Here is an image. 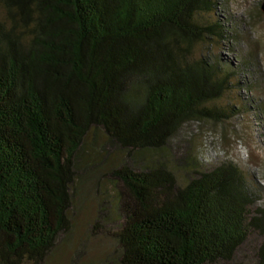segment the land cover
Listing matches in <instances>:
<instances>
[{
    "label": "trees",
    "instance_id": "trees-1",
    "mask_svg": "<svg viewBox=\"0 0 264 264\" xmlns=\"http://www.w3.org/2000/svg\"><path fill=\"white\" fill-rule=\"evenodd\" d=\"M216 6L0 0V264H43L85 181L118 155L121 264H239L253 238L249 264H264L259 184L236 162L191 158L182 184L144 159L193 122L241 116L219 104L239 71L197 54L225 38Z\"/></svg>",
    "mask_w": 264,
    "mask_h": 264
},
{
    "label": "rangeland",
    "instance_id": "rangeland-1",
    "mask_svg": "<svg viewBox=\"0 0 264 264\" xmlns=\"http://www.w3.org/2000/svg\"><path fill=\"white\" fill-rule=\"evenodd\" d=\"M264 0H217L215 18L225 30L221 42L199 46L201 53L217 57L220 63L236 72L229 93L219 104L236 106L241 116L222 122L198 121L180 130L164 148V154H149L144 159L166 162L175 172L177 182L189 178V160L197 158L216 161L233 160L244 176L255 179L264 206ZM1 11V10H0ZM238 83V84H237ZM101 142L98 140L97 145ZM110 154L115 155L113 150ZM218 157L213 162L210 159ZM110 161L97 169L84 183L81 201L70 215L69 230L61 234L43 264H121V251L114 233L120 221L115 211V181L109 171L120 163ZM130 164L143 166L137 160ZM185 162V164H184ZM204 163V164H210ZM187 165V167H186ZM177 166V167H176ZM253 179V180H254ZM262 187V188H260ZM110 202L103 215L99 204ZM105 204V203H104ZM107 205V204H106ZM115 205V204H114ZM260 239L253 238L238 256L239 264L252 261L253 248Z\"/></svg>",
    "mask_w": 264,
    "mask_h": 264
},
{
    "label": "water",
    "instance_id": "water-1",
    "mask_svg": "<svg viewBox=\"0 0 264 264\" xmlns=\"http://www.w3.org/2000/svg\"><path fill=\"white\" fill-rule=\"evenodd\" d=\"M262 10L264 11V2L262 3Z\"/></svg>",
    "mask_w": 264,
    "mask_h": 264
}]
</instances>
